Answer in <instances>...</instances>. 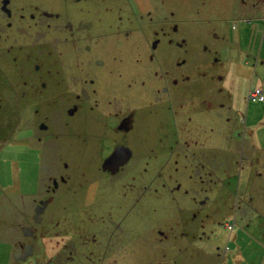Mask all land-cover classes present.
Here are the masks:
<instances>
[{
  "label": "rangeland",
  "instance_id": "374dc122",
  "mask_svg": "<svg viewBox=\"0 0 264 264\" xmlns=\"http://www.w3.org/2000/svg\"><path fill=\"white\" fill-rule=\"evenodd\" d=\"M87 6L102 65L0 60V264H264V0Z\"/></svg>",
  "mask_w": 264,
  "mask_h": 264
},
{
  "label": "flooded vegetation",
  "instance_id": "af4514ba",
  "mask_svg": "<svg viewBox=\"0 0 264 264\" xmlns=\"http://www.w3.org/2000/svg\"><path fill=\"white\" fill-rule=\"evenodd\" d=\"M63 1L65 2V7H55V9H52L49 5L51 0H46V2H44V0H0V60H7L8 56H10L15 49L18 51L19 58H12V63L23 70V75H30L33 78H48L55 72L51 71L52 68L51 70L45 69V65L52 66L44 64L43 61L47 55L48 57L55 55V52L57 53V48L61 45L66 48H71L74 51L81 49L80 54L84 55L79 59L80 63L84 65H92L94 63L102 65L103 63L101 61L96 62L95 60V62H93L86 53L91 49V46H88V44L90 45L93 40L92 34L96 33L94 30L96 27L95 22L89 21L87 17L77 19L78 16L75 14V9L69 7L70 3L83 4L86 8V14H90L93 17L92 11L87 5L94 0ZM48 33H59L60 35L62 33L66 35V37L62 41L55 38L54 43L51 39L47 41L49 37H47ZM96 36L99 37L97 34ZM45 44L47 47L51 48L52 51H44ZM85 56H88V63L85 61V59H87ZM30 58L35 61L34 67L32 68L33 72L26 70L27 67L24 68V66L27 65V61H31ZM86 82H89L91 87L95 86L94 79L85 81V83ZM41 85L44 86V83H41ZM96 93L97 90L95 87L92 88L91 91H89V89H81L80 94L83 100L77 101L79 103L77 107H72L69 110L66 109V111H68L69 114H73L78 110V107L81 106L82 102H87V100H90ZM129 122L130 118H127V116L123 114L122 128L128 129ZM126 123H128V126H126ZM41 128L47 130L46 126H41ZM49 139L52 138H46L44 144H47ZM120 159L118 158V154H115L111 155L107 160L109 161L108 163L112 165L116 163L118 167H121ZM118 170H120V168H118ZM43 210H45V208H43ZM39 219H41V216Z\"/></svg>",
  "mask_w": 264,
  "mask_h": 264
},
{
  "label": "water",
  "instance_id": "95a60500",
  "mask_svg": "<svg viewBox=\"0 0 264 264\" xmlns=\"http://www.w3.org/2000/svg\"><path fill=\"white\" fill-rule=\"evenodd\" d=\"M41 204L42 205H39L35 210L37 216L40 214V212H42L43 207L45 206V204H47V202H43ZM37 220H39V218H37ZM23 231L25 234L30 233V229H24ZM31 254H32V246L28 245V246H26V250H25L24 254L21 251H19V252L14 253V257L16 258V260H20V261L24 262V261H26L27 257L30 256Z\"/></svg>",
  "mask_w": 264,
  "mask_h": 264
},
{
  "label": "crops",
  "instance_id": "0c3cea01",
  "mask_svg": "<svg viewBox=\"0 0 264 264\" xmlns=\"http://www.w3.org/2000/svg\"><path fill=\"white\" fill-rule=\"evenodd\" d=\"M3 244H6V243H3ZM1 253H2L3 256L5 257V254H6V253H5L4 249H0V254H1ZM7 253H11V251L9 250V251H7ZM6 255H7V254H6ZM8 261H9V260H8V258H7V264H9ZM9 262H10V261H9ZM5 263H6V260H5Z\"/></svg>",
  "mask_w": 264,
  "mask_h": 264
},
{
  "label": "built area",
  "instance_id": "2783aa9c",
  "mask_svg": "<svg viewBox=\"0 0 264 264\" xmlns=\"http://www.w3.org/2000/svg\"><path fill=\"white\" fill-rule=\"evenodd\" d=\"M260 95L261 94V92L258 90V91H256V93H255V95Z\"/></svg>",
  "mask_w": 264,
  "mask_h": 264
}]
</instances>
